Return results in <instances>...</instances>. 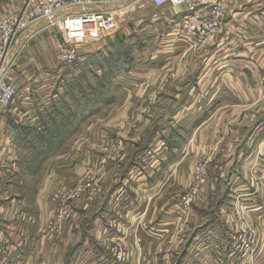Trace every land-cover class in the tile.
I'll return each mask as SVG.
<instances>
[{
    "label": "crops",
    "instance_id": "0c3cea01",
    "mask_svg": "<svg viewBox=\"0 0 264 264\" xmlns=\"http://www.w3.org/2000/svg\"><path fill=\"white\" fill-rule=\"evenodd\" d=\"M227 2L232 13L217 37L204 43L181 34L174 25L185 8L155 10L144 0H109L95 9L114 15L116 37H141L145 48L136 51L139 60L135 57L133 64H119L136 76L134 81L117 83L113 112L95 116L90 128L81 127L56 147L59 153L49 150L45 142L48 127L40 124L47 119L45 107L28 116L26 101L18 99L15 111L11 105L0 113V264L44 260L124 264L111 253L116 236L111 221L117 220L129 228L125 264H167L168 255L159 262L156 247L167 253L169 242H176L185 252L179 264H264V1ZM70 12L79 10L62 12L57 18ZM159 19H163V29ZM49 26L50 22L39 21L16 41L14 50H26L25 57L34 60L32 66H26L29 58L22 62L18 89L27 85L23 78L33 76L48 79L45 84L59 89L55 84L63 70L56 52L61 33ZM100 46H83V61L88 62ZM122 79L121 74L118 81ZM153 97L157 101L153 111L142 107ZM111 118L113 127L105 125ZM126 121L135 127L128 142L119 136ZM37 136L44 138L38 141ZM20 143L32 151L30 159L21 157ZM120 146L126 148L123 160L114 153ZM186 150L194 166L200 159L209 162V180L187 217L177 207V197L167 198L174 178L180 183L186 172L188 158H182ZM106 157L111 158L108 166L103 161ZM175 165L179 168L171 176ZM91 168L98 176V197L95 202L71 206L74 216L62 225L59 239L56 231L47 230L59 207L53 197L70 189L82 171ZM24 173L38 182L34 192H27ZM237 206L260 229L258 254L253 259L230 258ZM26 207L32 210L27 209L34 224L17 217ZM6 244L15 251L5 252ZM218 252L223 253L222 260Z\"/></svg>",
    "mask_w": 264,
    "mask_h": 264
},
{
    "label": "rangeland",
    "instance_id": "374dc122",
    "mask_svg": "<svg viewBox=\"0 0 264 264\" xmlns=\"http://www.w3.org/2000/svg\"><path fill=\"white\" fill-rule=\"evenodd\" d=\"M264 1V0H263ZM26 2V0H0V19L7 18L8 15H13L18 12H21L23 9V3ZM106 4H109V0H94L91 5L83 6V7H75L70 6L66 11L71 10H79V12L73 13L70 12L67 15H83V14H92V13H103V14H112L109 12H101V11H94L98 7L105 6ZM228 12L229 14L232 13V9L230 4ZM152 6V5H151ZM155 8L154 6H152ZM71 8V9H70ZM82 9V10H81ZM155 10H158L155 8ZM65 11V12H66ZM114 17V15L112 14ZM156 18L158 17L156 14L153 15ZM181 15H179L178 18H180ZM115 18V17H114ZM116 20V19H115ZM44 21V20H43ZM149 21V19H148ZM117 22V21H116ZM150 22V21H149ZM160 22V23H159ZM38 22L33 23L32 25L36 24ZM158 24H162V26H159L160 29H163L165 25L163 26V19L158 20ZM54 24H50L49 27H54L56 30H59L61 33V39L58 42L57 45V52L59 51V46H61L64 42L62 34H64L61 30V26H56ZM61 25V24H60ZM118 26V25H117ZM118 29V28H117ZM116 29V30H117ZM116 30L110 31V32H103L98 37H91L87 36L85 39L75 42L77 47V53H78V61H77V67H66L59 63L58 60V53L56 52V60L59 64V68L62 69V73L59 77L58 82L55 84L59 87V89H54V85L50 83H44L48 79H42L41 81L39 78H35L34 76L32 78H23V83H27L26 86L21 85V87L18 89L17 85V79L20 73L19 69L24 68L22 66V62L28 61L26 58L30 59V63L27 64L31 65L34 63L33 57H25L27 55V51L20 49V52L15 48L16 41L19 37V35L23 32H20L17 34L13 40V44L10 48V56H9V67L12 68L14 71V83L18 89V95L15 98L14 103H12L10 106L12 107V111H15L18 107V99L21 101H26V107L28 109H24V112H28L29 114L33 115L34 109L38 110L40 108L45 107V111L47 113V119L40 120V124L43 126L48 127L47 133L45 136V142L48 143V149L50 150H57V152H60V148L57 149L56 147L61 144V142L65 141L66 139L70 138L71 135H75L78 131H80V128L83 126H87V128H90L92 124H94L96 118L95 116L101 115L102 113L104 115L111 114L113 112L112 104L114 102L113 95L116 94V92L119 90L116 88L117 83L119 85H122V82H125V80H131L134 81L136 75L130 76L127 72L129 70L127 67L121 68L119 67L120 63H130L133 64L136 57V51H144L145 48V42L144 40L140 38H130V37H124V38H118L115 36ZM25 31V30H24ZM161 31V30H160ZM161 35V34H160ZM159 35V36H160ZM192 39H196L193 36H191ZM196 41H198L196 39ZM199 42V41H198ZM104 43V45L102 44ZM204 43V42H203ZM103 46H102V45ZM32 45L31 43H28L25 47V49L28 50L27 46ZM86 45H101L99 48V52L94 53L92 58L87 62H84L80 54L81 48ZM91 47V46H90ZM136 60H139L138 57H136ZM44 62V61H43ZM84 62V63H83ZM45 63V62H44ZM38 65V60H37ZM25 66V67H26ZM118 67V68H117ZM121 68V69H120ZM125 70V71H124ZM121 74L124 76V79L119 80ZM129 76V77H128ZM119 77V78H118ZM128 77L129 79H126ZM118 78V79H117ZM141 80V79H140ZM139 80V81H140ZM118 81V82H117ZM261 83L264 85V74L261 76ZM116 88L115 90H113ZM25 94H28L27 96H23ZM119 95V93H117ZM56 96V101H53L50 103L53 97ZM154 98V97H153ZM156 99L149 100L148 103H145L142 107L149 106L151 111L156 106ZM48 106H45V105ZM148 107V108H149ZM7 108L0 109V113L5 112ZM148 110V109H147ZM142 111V109H141ZM16 119V118H15ZM105 125L107 123H110L113 127L114 122L111 119L105 120ZM158 122V121H153ZM1 124V121H0ZM21 123H19L20 125ZM66 124V130L62 131V129L65 127ZM130 121L124 122V126L119 132V136H121L124 141L128 142L129 139L132 138L134 130V125H131ZM28 125V123H26ZM29 126V125H28ZM15 128V126H13ZM84 129V128H83ZM86 129V128H85ZM114 129V128H113ZM112 130V132H114ZM83 132V130H82ZM81 132V133H82ZM26 133L28 134V131L26 130ZM26 133H24V136H26ZM60 134H63L60 136ZM66 135V138H65ZM27 139H32V134H28ZM44 137L37 136L36 139L38 141L42 140ZM53 142V143H52ZM52 143V146H51ZM23 147H20V155L24 160L30 159V155L32 154V151L23 144L20 143ZM114 147H112L110 150H113ZM118 149L115 154L118 153V157L120 160L124 159L126 148L125 146H120L114 148ZM189 150H186L182 158H188L186 161L185 166L187 165L186 172L184 173L183 178L181 179L180 183L176 182V178H174L173 181V187L169 190V194L167 198L173 199L176 198V205L180 209V211L187 217L192 209V206L199 200V196L203 188L207 185V182L209 180V162L207 159H200L196 165L194 166L192 156L190 158L188 157ZM55 154V153H54ZM117 155L113 157V160L117 158ZM104 165H109V162H111V158L108 157L103 159ZM190 161V162H189ZM201 164V165H200ZM199 165V166H198ZM194 166V167H193ZM198 166V167H197ZM205 169L206 175L202 174L203 168ZM42 168L37 167V171H40ZM179 168V165H175L170 169L169 175H174ZM199 169V172L201 173V180H207L206 183H199V179H197V170ZM34 171V167L30 168V172ZM86 169L82 171V174L80 177L86 173ZM93 177H95V182H97L98 176L96 175V171L94 168H91V170H88ZM36 173V172H35ZM26 179V190L27 192H34V189L36 188L37 181H35L32 176H30L27 173H24ZM77 176V175H76ZM200 177V176H199ZM79 178V177H78ZM77 181V180H76ZM199 185V192L197 194L193 195V188L195 186ZM36 190V189H35ZM166 192V191H165ZM181 194V195H180ZM180 195V196H179ZM192 195V200L189 204L190 206H184L182 203V199L185 196ZM34 194L32 195V198H34ZM26 208H21V215L22 213H25V215H28V217H32L31 211H27ZM25 210L30 213L27 214ZM24 215V214H23ZM234 220L236 226V233L234 234V241H233V251L230 258H243V259H253L258 254V240L256 238V235L260 234V229H256L251 222L249 221L246 212L239 206L235 207L233 210ZM33 218V217H32ZM34 219V218H33ZM34 221V220H33ZM119 220L111 221L112 226L116 236L113 238L112 241V248L111 253L115 255V257L121 262L126 263L128 261V254L126 251L125 246V239H127V232L129 231L128 225L126 223L118 222ZM35 222V221H34ZM32 222V224H34ZM68 222V221H65ZM64 222V223H65ZM63 223V224H64ZM62 224V225H63ZM245 224L247 229H250V235L252 238V245H250L249 248L246 249V247H243L241 244L237 245V235L239 232V229L242 227V225ZM61 225V230H62ZM240 227V228H239ZM254 232V233H253ZM262 232V231H261ZM63 233V231H62ZM61 233V236H62ZM130 235V234H129ZM61 236L58 238L60 239ZM176 242H169L168 243V251L167 253H164V248L156 247L157 251L159 252L158 258L159 262H162V258L164 255H168V263L167 264H179L181 258L185 255V252L181 253L182 248H177L175 245ZM172 246V247H171ZM223 253L218 252L217 258L219 260H222ZM51 264V263H50ZM160 264V263H159ZM161 264H164L161 263ZM224 264V261H223Z\"/></svg>",
    "mask_w": 264,
    "mask_h": 264
},
{
    "label": "built area",
    "instance_id": "2783aa9c",
    "mask_svg": "<svg viewBox=\"0 0 264 264\" xmlns=\"http://www.w3.org/2000/svg\"><path fill=\"white\" fill-rule=\"evenodd\" d=\"M94 0H26L23 9L5 19H0V109L8 108L18 95V89L14 83V71L9 67L10 48L17 34L27 30L33 23L48 21L50 24L61 26L64 42L59 46V63L66 67H77L78 53L76 43L85 39L88 35L98 37L103 32H110L117 29V22L112 14L92 13L83 15H66L57 18V15L65 12L70 6L83 7L91 5ZM158 10L167 7L173 9L185 8L178 22L174 24L177 30L184 35L193 36L203 43L214 40L219 34L224 21L230 16L227 0H144ZM71 9V8H70ZM61 24V25H60ZM53 25V26H54ZM174 26V28H175ZM176 30V28H175ZM201 165V164H200ZM199 166V165H198ZM197 166V167H198ZM202 174L206 175L204 167ZM199 183H206L201 180V173L197 170ZM200 176V177H199ZM200 193L199 185L193 188V195ZM99 194V188L95 177L86 171L77 179L75 184L66 191H59L53 197L59 207L54 211V216L48 225L49 232L56 231L61 235V225L74 216L71 206L75 203L88 201L95 202ZM198 195V194H197ZM192 195L182 199L184 206H190ZM21 222H34L28 215L17 216ZM240 228V227H239ZM237 245L249 248L253 241L250 229L246 225L237 232ZM254 233V232H253ZM258 239L259 236L256 235ZM16 249V248H15ZM5 252L15 251L13 246L6 244ZM38 264H50L47 260Z\"/></svg>",
    "mask_w": 264,
    "mask_h": 264
},
{
    "label": "trees",
    "instance_id": "16d2710c",
    "mask_svg": "<svg viewBox=\"0 0 264 264\" xmlns=\"http://www.w3.org/2000/svg\"><path fill=\"white\" fill-rule=\"evenodd\" d=\"M51 152H49V154H50ZM37 168H35V170H36Z\"/></svg>",
    "mask_w": 264,
    "mask_h": 264
}]
</instances>
